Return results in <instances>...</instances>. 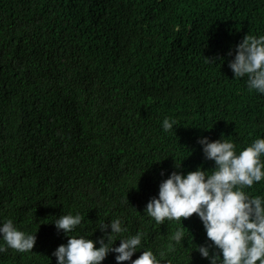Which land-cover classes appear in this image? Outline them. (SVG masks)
<instances>
[{
  "label": "trees",
  "instance_id": "16d2710c",
  "mask_svg": "<svg viewBox=\"0 0 264 264\" xmlns=\"http://www.w3.org/2000/svg\"><path fill=\"white\" fill-rule=\"evenodd\" d=\"M247 34L264 35V0H0V223L37 235L0 264H56L68 237L53 222L70 212L73 235L98 241L119 216L162 261L210 264L197 215L176 243L183 225L145 209L172 171H211L202 136L237 151L264 137V94L228 66ZM115 255L102 264H130Z\"/></svg>",
  "mask_w": 264,
  "mask_h": 264
},
{
  "label": "clouds",
  "instance_id": "9594fccd",
  "mask_svg": "<svg viewBox=\"0 0 264 264\" xmlns=\"http://www.w3.org/2000/svg\"><path fill=\"white\" fill-rule=\"evenodd\" d=\"M227 56L234 57L228 66L235 78L247 77L249 90L264 94V35H245L234 52L229 49ZM207 60L214 63L213 58ZM176 123L165 117L162 127L169 132ZM224 137L221 134L215 140L207 136L199 139L204 156L214 162L211 171L203 167L186 174L172 171L159 183L158 195L148 201L145 210L158 224L168 220L183 225L172 234L176 243H181L185 236L183 220L197 215L207 241L197 244L195 250L210 264H264V195H252L245 190L264 180V137L255 138L239 151L233 140ZM82 221L80 212H70L53 222L68 237L67 243L60 244L52 253L56 264H102L109 253H116L117 262L172 264V260L162 261L152 248L144 247L143 233L125 235L128 229L119 216L111 220L110 233L105 222L98 227L104 232L98 241L72 234ZM36 241V233L21 230L13 219L0 223V252L8 248L31 251ZM137 252L140 255L133 259Z\"/></svg>",
  "mask_w": 264,
  "mask_h": 264
}]
</instances>
